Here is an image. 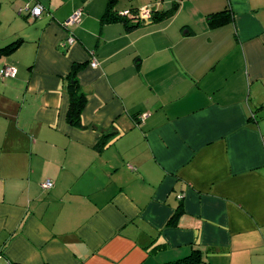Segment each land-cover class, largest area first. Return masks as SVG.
<instances>
[{"label": "crops", "instance_id": "1", "mask_svg": "<svg viewBox=\"0 0 264 264\" xmlns=\"http://www.w3.org/2000/svg\"><path fill=\"white\" fill-rule=\"evenodd\" d=\"M123 1L0 0V264H264V0Z\"/></svg>", "mask_w": 264, "mask_h": 264}, {"label": "trees", "instance_id": "2", "mask_svg": "<svg viewBox=\"0 0 264 264\" xmlns=\"http://www.w3.org/2000/svg\"><path fill=\"white\" fill-rule=\"evenodd\" d=\"M120 0H107V5L104 14L101 17L102 22L112 23V22H121L126 31H131L136 28L138 25L143 23L138 17V10L131 8L126 10L128 13L124 16H121L124 10L116 11V6ZM174 6L169 8L168 10H161V11H151V16L149 22H156L161 19L167 18L174 12ZM228 10H224L221 12H217L207 16V21L209 26H217L222 24L226 19L230 18ZM20 41H14L2 48H0V55H6L12 52L18 45ZM80 69V65L73 64L69 71V83H68V97H69V104L66 113L67 122L72 126L81 127V112L86 103L85 95L82 92L78 80L76 78L77 72ZM103 133L101 139L99 140L98 144L96 145L97 149H103L108 142L117 136V133L114 130H101ZM177 214L173 215L174 217ZM198 262V257L195 253H192L190 256L174 263V264H193Z\"/></svg>", "mask_w": 264, "mask_h": 264}, {"label": "built area", "instance_id": "3", "mask_svg": "<svg viewBox=\"0 0 264 264\" xmlns=\"http://www.w3.org/2000/svg\"><path fill=\"white\" fill-rule=\"evenodd\" d=\"M40 13H41V8H40L39 6L36 7V8H33V9L31 10V14H32L33 16H39ZM127 13H128L127 11L122 12V13H121V16H124V15H126ZM81 14H82V13H81L80 10H77V11L73 12V13L70 15V17L68 18V20L65 22L64 25H65L66 27H68V26H71V25H74V24L78 23L79 20H80V18H81ZM150 16H151V12H149V10L144 9V10L138 12V17H139V19H140L142 22H143V21L148 22L149 19H150ZM74 42H75V39H74L72 36H69V37L66 39V41H65V43H66L68 46H71L72 44H74ZM90 66H91L92 68H95V67L97 66V64L95 63V61H92V62L90 63ZM0 76H1L2 78H15V76H16V69H15L14 67H12V66H5V67H3V68L0 70ZM262 111L264 112V107H262ZM51 187H52V182H51L50 180H47V181L44 182V184H43V188H44V189H50Z\"/></svg>", "mask_w": 264, "mask_h": 264}, {"label": "rangeland", "instance_id": "4", "mask_svg": "<svg viewBox=\"0 0 264 264\" xmlns=\"http://www.w3.org/2000/svg\"><path fill=\"white\" fill-rule=\"evenodd\" d=\"M141 1V0H140ZM123 4H125V6L129 7V6H133L134 4V0H130L129 2L127 0L123 1ZM1 78V77H0Z\"/></svg>", "mask_w": 264, "mask_h": 264}]
</instances>
